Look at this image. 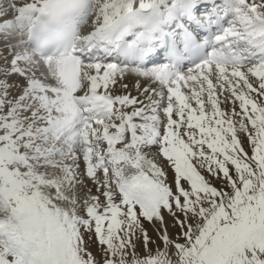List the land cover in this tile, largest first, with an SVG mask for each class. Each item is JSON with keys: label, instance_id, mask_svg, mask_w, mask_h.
Masks as SVG:
<instances>
[{"label": "snow or ice", "instance_id": "1", "mask_svg": "<svg viewBox=\"0 0 264 264\" xmlns=\"http://www.w3.org/2000/svg\"><path fill=\"white\" fill-rule=\"evenodd\" d=\"M0 264H264V0H0Z\"/></svg>", "mask_w": 264, "mask_h": 264}, {"label": "bare ground", "instance_id": "2", "mask_svg": "<svg viewBox=\"0 0 264 264\" xmlns=\"http://www.w3.org/2000/svg\"><path fill=\"white\" fill-rule=\"evenodd\" d=\"M133 94H135V93H133Z\"/></svg>", "mask_w": 264, "mask_h": 264}]
</instances>
